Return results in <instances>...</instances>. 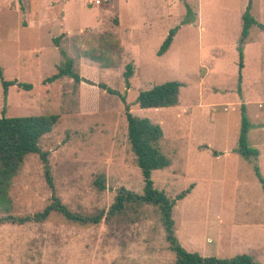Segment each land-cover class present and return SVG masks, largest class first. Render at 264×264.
Masks as SVG:
<instances>
[{
  "label": "rangeland",
  "instance_id": "1",
  "mask_svg": "<svg viewBox=\"0 0 264 264\" xmlns=\"http://www.w3.org/2000/svg\"><path fill=\"white\" fill-rule=\"evenodd\" d=\"M90 1L69 0L66 7V0H28L24 6L0 0V117H60L39 143L49 153L54 189L40 155L28 156L8 203L0 205V219L41 213L54 196L77 215L105 211L98 225L74 223L59 212L40 223L4 224L0 264H176L158 207H128L107 217L122 188L139 195L144 189L126 105L164 132L160 149L171 165L153 172L155 188L171 200L190 190L173 210L180 244L203 257L248 254L264 264V187L254 169L255 162L264 178V31L253 26L242 42V15L252 2V15L264 25V0H204L202 16L199 0H119L114 12L103 6L117 0L101 6ZM112 28L127 50L106 52V41L117 39ZM175 29L169 50L159 56ZM63 34L58 47L53 39ZM61 49L81 77L118 94L71 78L46 83L65 64ZM86 51L107 53L115 67L103 70L82 57ZM130 63L135 73L129 87L123 74ZM3 81L17 84L5 93ZM169 82L183 84L177 106L137 104L141 92ZM243 107L248 144L259 151L252 161L237 153ZM100 175L106 179L102 192L95 186Z\"/></svg>",
  "mask_w": 264,
  "mask_h": 264
},
{
  "label": "trees",
  "instance_id": "2",
  "mask_svg": "<svg viewBox=\"0 0 264 264\" xmlns=\"http://www.w3.org/2000/svg\"><path fill=\"white\" fill-rule=\"evenodd\" d=\"M22 3L23 0H19ZM185 1V0H183ZM251 3L249 4L245 14L243 15L242 42L249 36L250 29L258 26L264 31V25L257 22L250 13ZM191 12L190 10H188ZM176 29L172 30L170 37L162 45L159 56L164 55L170 48ZM63 36L53 39L54 43L59 47ZM106 52L114 51L120 48L119 43L111 37L106 41ZM61 54L65 57V64L59 67L58 73L48 80L46 83H53L59 79L71 78L75 83L85 82L92 86L106 91L111 95H117V91L108 87L106 84H95L90 80L81 77L74 69V60L68 58L67 53L61 49ZM107 54V53H106ZM106 54H96L93 52H83L82 57L92 62L102 64L105 69L115 67L113 62H108ZM110 54V53H108ZM244 56L241 51L240 70L244 68ZM134 65L132 63L126 65L124 77L130 87V80L134 76ZM0 77L2 71L0 69ZM242 80V76H240ZM16 81H3L5 93L10 86L16 85ZM24 90H31L32 86L18 84ZM183 84L181 82H169L158 85L149 91H143L137 98V104L142 109H161L170 108L179 104V95ZM126 104V99L123 98ZM126 118L128 122V138L132 151L136 157L137 165L142 172L144 180L143 194L139 195L122 188L116 197L115 203L111 206L108 216L121 214L128 207L134 209L136 206L151 205L158 207L162 215L163 226L166 231V239L170 244L171 251L176 256V264H258L255 259L248 254H238L232 258L220 259L217 257H203L199 253H193L186 250L179 242L175 233V222L173 220V210L176 202L184 199L190 190H187L175 200H171L164 191L155 188L152 179L153 172L166 169L171 165L170 160L161 152L160 141L164 137V132L160 125L153 124L149 119H141L134 117L130 107L126 105ZM60 117L57 115L49 116H29V117H0V205L9 201L10 188L14 179L20 174L25 160L33 154L40 155L44 164L45 175L49 186L54 189L53 179L49 166V153L45 152L39 146L41 139L51 133L59 123ZM250 122L246 116V109L243 107L242 129L239 138L237 153L245 159L252 161V158L259 156L257 149L251 148L248 144V132ZM253 163V162H252ZM256 176L264 187V178L260 172L259 166L254 162ZM95 186L99 191L106 190V179L104 175H100L95 180ZM54 202L48 206L43 212L33 216L17 218L8 216L0 219V227L6 223L25 225L28 223H40L48 219L53 212L63 214L69 221L81 224L98 225L105 217V211H101L97 216H82L71 212L61 200L54 196ZM8 203V202H7ZM130 204V205H129ZM129 205V206H128Z\"/></svg>",
  "mask_w": 264,
  "mask_h": 264
},
{
  "label": "crops",
  "instance_id": "3",
  "mask_svg": "<svg viewBox=\"0 0 264 264\" xmlns=\"http://www.w3.org/2000/svg\"><path fill=\"white\" fill-rule=\"evenodd\" d=\"M27 1L28 0H23V6L24 5H26L27 4ZM97 1H100V4H97ZM104 1H109V0H104ZM69 2V0H66V2H65V6L67 7L68 5H67V3ZM102 0H94V1H90L89 2V4L90 5H95V6H101V4H102ZM120 1L119 0H117L116 2H115V4H113V5H108V6H103V7H105L106 9H112L113 10V12H114V10L116 11V9H118L119 8V6L120 5H118V3H119ZM49 4H48V6L49 7H51V8H53L54 6H55V3L53 2V1H49L48 2ZM252 3V2H251ZM66 7H64V9L66 8ZM203 7H204V0H199L198 1V5H197V8L199 9V13L201 14V16H202V9H203ZM248 8V7H247ZM246 8V9H247ZM29 8L26 6L25 8H23V10H24V12L25 13H27V10H28ZM251 9H252V4H251ZM251 9H250V13H251ZM246 12V11H245ZM245 14V13H244ZM243 14V15H244ZM243 15H242V25H243ZM251 15H252V13H251ZM37 16H39V14H36V18H38ZM253 16V15H252ZM254 17V16H253ZM27 19V18H26ZM100 19L102 20V19H104V18H102V17H99L98 18V22H101L100 21ZM254 19H255V17H254ZM256 20V19H255ZM202 22H204V18L202 17V20H201ZM257 21V20H256ZM120 22V21H119ZM118 21H116V25H115V27L114 28H118L119 26H120V23H119ZM257 22H259V21H257ZM260 23V22H259ZM189 24H191V23H189ZM189 24H188V26H189ZM260 24H262V23H260ZM30 25V23L29 24H27L26 26L28 27ZM204 25L201 23L199 26H197V28H199L200 27V30H203L204 29V27H203ZM256 27H258V26H256ZM114 28H112V29H110L109 31L111 32V34L113 35V36H117V34H115V33H113L114 32ZM259 28V27H258ZM94 29H96V30H99V29H97V27L96 28H94ZM242 30H243V28H242ZM262 30V29H261ZM81 32V31H80ZM64 33H66V34H68V35H70L71 33H68V32H64ZM66 34H63V37H65V35ZM62 37V38H63ZM115 39V38H114ZM118 39V40H117ZM117 39H115V41H117L118 43H119V45H120V48L121 49H126L124 46H123V48H122V41H120V39H119V37L117 36ZM127 50V49H126ZM132 50V49H131ZM130 50V51H131ZM133 51V50H132ZM134 52V51H133ZM84 58V57H83ZM86 59V58H85ZM83 60V63L84 62H86V60ZM244 61H246L245 59H244ZM243 61V62H244ZM95 64V63H94ZM245 65V64H244ZM103 70H105V68H103ZM106 70H109V69H106ZM243 70H244V68H243ZM83 78H86V79H88L89 80V78L87 77V76H83ZM83 84V83H82ZM180 99V98H179ZM175 107V106H174ZM170 108H172V107H170ZM161 109H163V108H161ZM157 110H160V109H157ZM189 195V194H188ZM19 225V224H18ZM3 226V225H2ZM1 226V227H2ZM0 227V228H1Z\"/></svg>",
  "mask_w": 264,
  "mask_h": 264
},
{
  "label": "built area",
  "instance_id": "4",
  "mask_svg": "<svg viewBox=\"0 0 264 264\" xmlns=\"http://www.w3.org/2000/svg\"><path fill=\"white\" fill-rule=\"evenodd\" d=\"M97 4H100V1H97Z\"/></svg>",
  "mask_w": 264,
  "mask_h": 264
}]
</instances>
